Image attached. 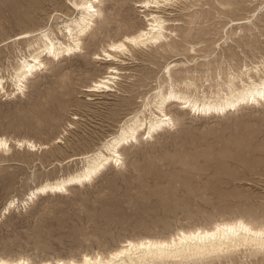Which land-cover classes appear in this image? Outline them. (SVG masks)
Returning <instances> with one entry per match:
<instances>
[{
  "label": "rangeland",
  "instance_id": "obj_1",
  "mask_svg": "<svg viewBox=\"0 0 264 264\" xmlns=\"http://www.w3.org/2000/svg\"><path fill=\"white\" fill-rule=\"evenodd\" d=\"M140 1L102 0L103 16L80 51L57 60L44 57L45 67L23 92L0 93V136L48 145L31 151L10 141L8 154L0 153V256L40 264L83 252L106 254L122 240L166 238L219 219L255 224L264 218V109L250 104L220 116L171 106L174 126L125 146L119 168L109 165L88 184L20 203L34 186L78 168V157L114 134L168 79L166 66L173 81L189 73L206 91L229 71L247 67L253 78L263 74L264 0H174L156 12L167 19L161 46L135 48L121 63L94 58L106 43L146 25L149 11H142ZM73 9L69 0H0V76L7 91L16 56L27 52L26 41H12L16 34L48 28L64 40L58 26L64 15H76ZM118 14L124 19L112 26ZM235 20L242 23L231 25ZM109 66L120 70L114 90L84 91ZM12 198L19 203L3 213ZM241 249L181 264H264L257 262L262 254Z\"/></svg>",
  "mask_w": 264,
  "mask_h": 264
},
{
  "label": "bare ground",
  "instance_id": "obj_2",
  "mask_svg": "<svg viewBox=\"0 0 264 264\" xmlns=\"http://www.w3.org/2000/svg\"><path fill=\"white\" fill-rule=\"evenodd\" d=\"M172 1L174 0H167V2L166 0L140 1L138 5L143 9L141 10L143 12L149 11L145 15V20L147 21L146 25L138 29L136 32H127L120 38L106 43L105 47L102 46L101 53L94 54V58L97 59V56H101L102 53L108 52L109 55H113L114 57L111 61H119L121 63L124 62L121 56L127 57V55H131V50H134L135 48L149 47L152 45H154V47L161 46L166 41L168 34H166L167 19L163 18V16L156 12L161 9L163 10V6L167 7ZM89 2L90 0H72V4L74 5L73 11L77 10L76 15L72 18H66L64 15V19L60 21L61 23L58 26L64 40H61L62 38L59 39L58 36L48 28H39L35 30V33L26 31L18 35L16 34L12 41H26L27 52H19V55L16 56V63L12 67V72L9 74V79L13 86L10 91L5 89L4 83L6 80L4 77H1L2 75L0 76V93L8 97L23 92L29 78L32 77L36 71L45 67L46 64L43 61L44 57H50L52 60H57L61 57L75 54L83 48L82 39L93 29L95 23L103 16L101 7L96 8L99 15H93L89 9L83 7ZM101 3L102 0H99L100 5ZM145 4L149 5V7H144L143 5ZM93 7H96L95 4H93ZM81 8L83 10L78 11V9ZM149 17H151L150 21ZM115 19V23L111 24L112 26L116 25V22L123 20L124 16L118 14V17ZM239 21L240 20H235L231 25L242 23ZM130 34L136 39L137 45L130 46L126 44L125 48L127 51L120 49L119 45L122 39L127 38ZM17 37H19V39H17ZM113 47L117 48L115 53L111 51ZM101 59L104 61H110L104 58ZM257 67L258 66L256 65L254 69L260 71ZM113 68L116 69L114 73L112 71ZM166 68L169 69L167 72L168 79L162 83L159 82L151 95L143 100L140 109L133 110V112L127 115L119 124L115 133L111 134L103 142L101 141L102 143L100 146H98L99 143L97 145L98 147L91 152L85 153V151L84 154H80L81 156L78 158L81 159V165L78 168L73 171L71 170V172L68 171L62 176L56 178L53 177L54 179L44 180L34 186V188L27 193L26 198L22 199L20 203L23 206H26L38 195L66 192L67 187L70 185H84L92 182L107 166H115L113 156L119 155L122 161L121 165H123L124 161L121 149L137 142L138 137L140 135L142 137V134L152 138L158 132L174 126V119L169 113L171 106H175L180 110L188 108L190 112L199 116H220L229 112H234L243 107V105H249L246 101L251 100L254 94L264 93V71L263 74L257 78L251 76L250 71L252 68L245 67V69L240 70V74H233V72L229 71L226 73V77L221 83H218L219 80H217V83L214 86L209 85V90L206 91L204 90L205 88H199L195 85L193 81L194 79L189 73H185V75L179 77L176 81H173V77L170 74V68H168V66H166ZM107 69L109 70L106 71V73L100 75L93 80L92 83L85 86L84 91L92 92L94 94H97L96 92L113 91L117 83L116 80L119 79L118 74H120V70L114 66H109ZM243 75L244 77L246 76V79L243 78ZM105 80H113L114 82L108 89L97 90V83H103ZM185 105H187V107H185ZM164 117L168 118L167 121H165ZM165 124H167L168 127L165 128ZM10 141H12L16 147L21 148V145H23L24 148L31 151H38L43 148L46 149L48 146L46 144H41V142H34L31 139H9L5 136H0V153L8 154L11 149ZM69 160H74V157ZM86 177H91V179H85ZM18 203V199L12 198L4 206L3 213L9 212V209ZM239 220H244L246 223H249V221H246L241 217H236L231 220L219 219V221H215L208 226H196L189 229L179 228L166 238L141 237L136 239H126L124 241L122 240L120 244L116 247L114 246V248L109 250L106 254L100 252L94 254L83 252L78 258L71 256L69 258H55L53 261L43 260L40 264H84V257L86 256L90 261H99L100 264H145L155 262H180L181 264V262L185 263V261H195L208 257H216L217 259V257H220L221 255L224 257V255H228V253L234 252L239 248H242L241 250L244 248L249 251L250 255L257 256L260 253L256 250L252 238L246 239L244 236L237 237L230 232L225 231V228L231 227ZM249 226L253 227L254 230H259L254 223L250 222ZM217 228L220 229L219 232H216ZM211 233H216V235L212 236L210 235ZM141 243L144 244V248H140ZM160 244H168L170 247L166 249L149 247V245L155 246ZM12 257L0 256V258H7L10 262L24 260L25 264H35L30 261L29 258L24 256ZM161 257H163V259H161ZM250 262H253V260ZM257 262H264V255L257 259Z\"/></svg>",
  "mask_w": 264,
  "mask_h": 264
},
{
  "label": "snow or ice",
  "instance_id": "obj_3",
  "mask_svg": "<svg viewBox=\"0 0 264 264\" xmlns=\"http://www.w3.org/2000/svg\"><path fill=\"white\" fill-rule=\"evenodd\" d=\"M166 2H167V0H166ZM69 3H72V0H69ZM93 4H95L96 7H93ZM143 6L149 7V5H147V4H145ZM83 7L89 9L93 15H99V13L96 11V8L100 7L99 0H90V2L88 4H85ZM82 10H83L82 8L78 9V11H82ZM150 20H151V17H149V21ZM17 39H19V37H17ZM5 43L7 44L8 41L5 40ZM126 44L130 45V46H136L137 41L130 34L127 38L122 39V41L119 45V48L127 51V49L125 48ZM111 51L113 53H115L117 51V48L113 47L111 49ZM101 58H104V59H107L110 61L114 59L113 55H109L108 52H104V53H102L101 56H97L98 60ZM112 71L114 73L116 71V69L113 68ZM168 71H169V69H167V68L163 69L164 73H167ZM113 82H114L113 80H105L103 83H97V90L108 89L111 87ZM246 103H249V104H251L257 108L264 109V93L254 94L252 96V99L249 101H246ZM185 107H187V105H185ZM164 119H165V121H167L168 118L164 117ZM164 127L166 128V127H168V125L165 124ZM142 139L148 140L149 136H145L142 134ZM21 147H23V145H21ZM123 150L124 149H121V151H123ZM113 161L115 162V167L119 168L121 163H122L119 155L113 156ZM85 179H91V177H86ZM249 223H246L244 220H239L237 223H234L231 227L225 228V231L230 232L232 235L237 236V237L244 236L246 239L252 238L253 243L255 244L256 250L260 254L264 255V218H256L255 219V226L258 227L259 230H254L253 227L249 226ZM219 231H220V229L217 228L216 232H219ZM210 235L215 236L216 233H211ZM173 244H174V241H173ZM149 247H157L160 249H166V248H169L170 246L168 244H160V245H155V246L149 245ZM140 248H144L143 243L140 244ZM176 258H179V257H176ZM161 259H163V257H161ZM0 264H25V261L24 260H15V261L10 262L7 258H0ZM84 264H100V262L99 261L92 262L86 256V257H84Z\"/></svg>",
  "mask_w": 264,
  "mask_h": 264
}]
</instances>
